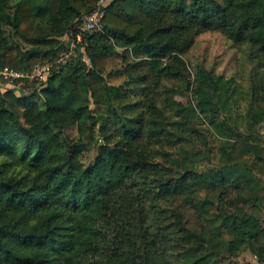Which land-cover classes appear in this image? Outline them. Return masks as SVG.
I'll list each match as a JSON object with an SVG mask.
<instances>
[{"label": "trees", "instance_id": "16d2710c", "mask_svg": "<svg viewBox=\"0 0 264 264\" xmlns=\"http://www.w3.org/2000/svg\"><path fill=\"white\" fill-rule=\"evenodd\" d=\"M98 2L0 0V60L51 64L0 77V264H264V0H109L79 37ZM207 32L244 46L247 86L191 78Z\"/></svg>", "mask_w": 264, "mask_h": 264}, {"label": "rangeland", "instance_id": "374dc122", "mask_svg": "<svg viewBox=\"0 0 264 264\" xmlns=\"http://www.w3.org/2000/svg\"><path fill=\"white\" fill-rule=\"evenodd\" d=\"M68 37L66 36L64 39L66 40ZM244 46H237L231 40H229L224 34L220 32H207L200 35L197 38V41L191 51L185 56L186 61L190 67V72L192 74V79L194 78V71L198 66H202L207 70H212L216 74H224L228 77L236 76L239 77L243 75V79H241L243 85H248V75L250 73L252 65L248 60V56L243 48ZM74 53L72 47L71 51L66 52V54L70 55ZM60 56L64 57V54H59L56 58ZM52 63V62H51ZM44 64H50V62H46ZM120 58L118 56H113L109 62L108 69L106 71L107 79L110 83L119 84L122 82L121 77H116L113 74L114 69H118L121 67ZM111 71V72H110ZM110 72V74L108 73ZM25 83V82H23ZM8 82H4L0 79V89L2 91L8 88ZM28 85V84H27ZM31 87V86H27ZM138 99V98H133ZM233 116L235 119H238L240 122L243 118V114H239L236 109L233 111ZM260 132L264 135V124L259 127ZM67 134L75 138L77 137V128L72 127L67 130ZM85 162H88L91 156H87L89 152H85ZM143 205V204H142ZM144 206V205H143ZM125 215L122 214V220H125ZM192 218V217H190ZM115 234H113L114 236ZM255 260L254 256L249 252H243L237 258L239 262L253 261ZM227 261H224L226 264Z\"/></svg>", "mask_w": 264, "mask_h": 264}, {"label": "built area", "instance_id": "2783aa9c", "mask_svg": "<svg viewBox=\"0 0 264 264\" xmlns=\"http://www.w3.org/2000/svg\"><path fill=\"white\" fill-rule=\"evenodd\" d=\"M108 3L109 0H99V2L97 3V8L83 18L81 23H79L77 26L79 37L83 32L104 30V8ZM50 69L51 64H37L31 73H24L18 70L17 68L4 64L0 60V77L9 81L19 80L24 77H29L30 79H39L44 75V73L48 72Z\"/></svg>", "mask_w": 264, "mask_h": 264}]
</instances>
